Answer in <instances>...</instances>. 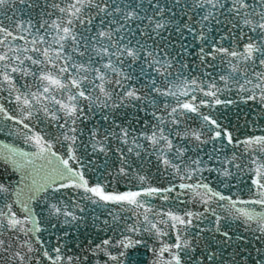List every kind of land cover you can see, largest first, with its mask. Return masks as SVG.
Segmentation results:
<instances>
[{
    "label": "snow or ice",
    "instance_id": "obj_1",
    "mask_svg": "<svg viewBox=\"0 0 264 264\" xmlns=\"http://www.w3.org/2000/svg\"><path fill=\"white\" fill-rule=\"evenodd\" d=\"M261 125L264 0H0V264H264Z\"/></svg>",
    "mask_w": 264,
    "mask_h": 264
},
{
    "label": "water",
    "instance_id": "obj_2",
    "mask_svg": "<svg viewBox=\"0 0 264 264\" xmlns=\"http://www.w3.org/2000/svg\"><path fill=\"white\" fill-rule=\"evenodd\" d=\"M232 107L234 111H243L247 108V106L244 105L242 102H240L238 106H232ZM252 117L253 118L255 117V112H253ZM243 123H244V120L241 119L240 120L241 126H243ZM261 126L264 127V125H261ZM41 127H43V125H41ZM248 131L250 132L255 131L256 134H260L258 129H249ZM0 140L4 141V143L6 144H15L16 146L24 148L25 150H31L29 146L22 143L20 139H18L15 136H8L7 133H0ZM0 164H2V162H0ZM9 177H11L12 181H15L16 179H18V174L12 173L11 168H9L8 171H0V181L7 180ZM213 178L214 177H210V179H213ZM236 190H237L236 188H233V191H236ZM242 195L244 194L242 193ZM156 203L159 204V201H157ZM93 229H94V226L91 225L90 223L88 225H82L80 231L74 233V235L76 236V239L74 242L76 244H80L82 241H84L86 236L89 239H91L93 236L96 235V232ZM96 230L97 231L99 230L98 226ZM80 232H82L83 235H80ZM111 235H113V237L115 238L114 233H112ZM45 237H47L48 239H52L51 237L48 236L47 233H45ZM52 242L55 243L54 240ZM149 244H151V241H149ZM70 251L75 252V249H71ZM152 261H153L152 253L148 249H145L141 246L137 250L129 251V256H128V259L125 261V264H152Z\"/></svg>",
    "mask_w": 264,
    "mask_h": 264
}]
</instances>
